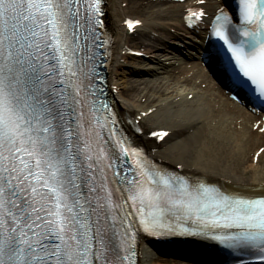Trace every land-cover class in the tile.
<instances>
[{
	"label": "snow or ice",
	"instance_id": "snow-or-ice-1",
	"mask_svg": "<svg viewBox=\"0 0 264 264\" xmlns=\"http://www.w3.org/2000/svg\"><path fill=\"white\" fill-rule=\"evenodd\" d=\"M234 2L235 15L218 9L211 35L235 82L264 100V0ZM101 4L0 0V264H137L141 232L212 241L264 264V189L162 170L97 98ZM204 16L189 10V26Z\"/></svg>",
	"mask_w": 264,
	"mask_h": 264
},
{
	"label": "bare ground",
	"instance_id": "bare-ground-1",
	"mask_svg": "<svg viewBox=\"0 0 264 264\" xmlns=\"http://www.w3.org/2000/svg\"><path fill=\"white\" fill-rule=\"evenodd\" d=\"M106 1V18L112 34L108 82L110 90L116 91L119 113L140 127L139 143L160 164L220 182L231 191L264 189V165H244L249 151L250 156H255L256 146L264 147V131L253 129L259 118L230 99L224 101L223 91L214 87L212 78L200 66L201 60L182 62L169 75L160 76L156 74L157 66L165 69V63L161 53H154L150 57L152 65L140 72L145 78L139 84L130 82L137 78L128 81L125 76L140 69L138 63L130 60V50L148 52L150 44L157 46L169 37L180 38L184 45L202 41L210 16L225 5V0ZM190 8L201 9L207 17L189 26L184 15ZM129 17L141 22L132 33L123 26ZM185 34L195 37L187 39ZM159 129L168 133L163 140L148 137ZM257 156V161H264L263 153ZM147 244L142 243L141 264H160L153 262L154 255ZM169 256L159 259L173 261L168 264L188 263Z\"/></svg>",
	"mask_w": 264,
	"mask_h": 264
},
{
	"label": "rangeland",
	"instance_id": "rangeland-1",
	"mask_svg": "<svg viewBox=\"0 0 264 264\" xmlns=\"http://www.w3.org/2000/svg\"><path fill=\"white\" fill-rule=\"evenodd\" d=\"M125 5V3H123L122 4V6H124ZM172 41L173 42H178V44H180V46L177 48L176 46V44H174V43H172ZM174 45V46H173ZM176 45V46H175ZM156 48H158V49H156V50H152L151 52H159V53H162V54H164V55H166L167 56V58L166 59H163L164 60V62L166 63V71L165 72H167V74H169L170 72H171V70H170V68L171 67H173V66H175L176 65V63H174V62H176V60H179L178 62H181L182 60H188V58H189V55H188V53H187V50L188 49H191V47H185V46H183L182 45V42L180 41V40H178V39H176V38H172V37H170V38H168L165 42H164V44H162V45H160V46H158V47H156ZM160 48V49H159ZM161 48H164V51H163V49H161ZM166 50H170L172 53H169L168 51H166ZM151 52H146V53H144L142 56H137V57H133L132 58V61H136L138 64H140V65H142V66H146L145 65V63H151V62H149L150 60L148 59V56H149V54L151 53ZM164 58V57H163ZM177 58V59H176ZM169 62H172V63H170V64H167V63H169ZM175 64V65H174ZM140 70H143V68H140ZM161 70V69H160ZM157 75H160V76H164L165 75V73H157ZM125 76L128 78V79H126V80H128L129 81V78H135V76L137 77V75L136 74H133V73H127V74H125ZM140 77V76H139ZM130 82H132V83H135L136 84V82L137 81H130ZM138 84V83H137ZM264 153V152H263ZM251 155V151H249V153L246 155V158H245V162H244V165L246 164V165H250V164H253V165H257L258 167L259 166H263L264 165V161L263 160H259V161H254L253 160V158L250 156ZM243 168V167H242ZM154 256H158V257H155L154 258V260H153V262L154 263H160V264H162V263H164V262H166V261H161V260H159V254L157 253V252H154ZM148 262V261H147Z\"/></svg>",
	"mask_w": 264,
	"mask_h": 264
}]
</instances>
